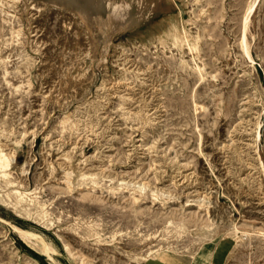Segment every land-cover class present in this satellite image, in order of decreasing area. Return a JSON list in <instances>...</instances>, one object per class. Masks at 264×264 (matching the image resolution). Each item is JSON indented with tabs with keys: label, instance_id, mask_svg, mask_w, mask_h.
Masks as SVG:
<instances>
[{
	"label": "rangeland",
	"instance_id": "rangeland-1",
	"mask_svg": "<svg viewBox=\"0 0 264 264\" xmlns=\"http://www.w3.org/2000/svg\"><path fill=\"white\" fill-rule=\"evenodd\" d=\"M52 1L0 12V140L47 211L0 184V218L54 252L0 223V264H148L155 250L163 264H264V0H77L78 22ZM178 18L203 78L156 41ZM89 57L93 82L65 111L58 86Z\"/></svg>",
	"mask_w": 264,
	"mask_h": 264
},
{
	"label": "bare ground",
	"instance_id": "bare-ground-1",
	"mask_svg": "<svg viewBox=\"0 0 264 264\" xmlns=\"http://www.w3.org/2000/svg\"><path fill=\"white\" fill-rule=\"evenodd\" d=\"M18 1L19 0H0V12L15 10ZM52 3H54L58 7H62V6L69 7L70 8L69 14L72 17L73 21L76 22L82 21L84 20L85 16H87L86 9L77 0H54L52 1ZM253 7H254V2L248 6V9L244 16L243 32L246 31V23L248 21L249 14L253 10ZM98 28L99 25H97V29ZM197 39L198 36H196L191 29L185 28L180 23L179 18L174 22L168 24V26L164 31H159L156 37V41L159 43V46L163 52H173V51H178L180 49L181 50V54L179 53L180 55L187 54L190 57L191 61L190 62L185 61L183 57H180L179 58L180 63H182L183 65L187 64V66L193 72H195L201 78H203V76H205V69H204V65L201 64L200 62L199 49L197 47ZM246 45L247 44H246L245 36L243 34L241 39V47L243 48L246 56L250 59V55L248 53ZM94 63L95 61L91 57H89L87 60L84 61L85 64L84 69H81L79 71L74 69L73 72H69V73L67 72V74L64 75L62 81L60 80L61 82L58 86L57 95L53 98V102L57 104L58 107H63V109L66 111L67 106H69L68 105L69 99L75 97L76 88L78 86H83L86 88L93 82ZM24 67L26 68L27 71H29L30 67H32V64H26ZM59 125L61 127V131H63L65 128L68 129L73 128L74 122L70 118L69 114L64 113V116L59 120ZM256 135L258 136V133ZM18 143L19 142L15 141L13 144L18 145ZM3 147L4 144H2L0 140V184H2L4 188H6L7 190L6 195L8 196L11 194L13 196V199L17 203H24L28 207L35 208L39 216L41 217L46 216L47 211L44 208V204L37 200V198L33 195L34 192L20 189V187L22 186L20 178L21 175L27 173V162H25L22 166H18L15 161L14 151L12 153L5 151ZM72 174L73 171L66 173L67 177H70ZM78 176L82 179L90 178L92 184L95 177V175L86 176L80 173L78 174ZM67 183L72 185V187H74L73 183L70 182L68 179H67ZM79 185L81 186V184ZM1 189L2 188H0V190ZM7 222L11 225L13 231L16 233L18 238L26 246L30 247L40 255L47 257L48 259H52L51 254L54 252V249L50 244H45L40 237L32 233L22 231L20 228H18L11 222L9 221ZM229 227L230 228L228 230V233L234 235L235 238L234 241L238 242L243 235L241 237L235 235V233L237 232V227L234 224H231ZM262 236L264 237V233H262ZM115 251L117 250L115 249ZM160 252L161 251L159 250L149 251L144 257H140L141 261L145 263L151 261L152 263L155 264H162L160 260H158V258L156 257L158 254H160Z\"/></svg>",
	"mask_w": 264,
	"mask_h": 264
},
{
	"label": "water",
	"instance_id": "water-1",
	"mask_svg": "<svg viewBox=\"0 0 264 264\" xmlns=\"http://www.w3.org/2000/svg\"><path fill=\"white\" fill-rule=\"evenodd\" d=\"M0 223H1L2 225H4V226L8 227L9 229H11V230L13 231L11 225H10L7 221H5L4 219H1V218H0Z\"/></svg>",
	"mask_w": 264,
	"mask_h": 264
},
{
	"label": "crops",
	"instance_id": "crops-1",
	"mask_svg": "<svg viewBox=\"0 0 264 264\" xmlns=\"http://www.w3.org/2000/svg\"><path fill=\"white\" fill-rule=\"evenodd\" d=\"M148 264H155V263H152L151 261H149V263ZM163 264V263H162Z\"/></svg>",
	"mask_w": 264,
	"mask_h": 264
}]
</instances>
